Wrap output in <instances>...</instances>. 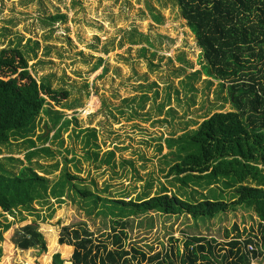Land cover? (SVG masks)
<instances>
[{"label": "rangeland", "instance_id": "374dc122", "mask_svg": "<svg viewBox=\"0 0 264 264\" xmlns=\"http://www.w3.org/2000/svg\"><path fill=\"white\" fill-rule=\"evenodd\" d=\"M11 47L25 53L38 82L68 90L69 97L61 107L44 105L33 127L0 143V174L30 167L48 185L46 197L29 206L0 210V264H51L57 251L67 260L73 230H86L99 249L113 247V215L100 213V205L69 184L61 197L49 194L66 172L75 176L72 183L106 198L128 201L166 189L183 199H232L233 188L222 182L183 186L168 174L176 147L167 139L195 130L215 112L234 110L226 88L202 73V51L178 0H0V50ZM55 116L61 117L56 126ZM232 207L212 218L154 211L125 217L127 264L141 261L132 248L148 257L170 250V238L179 248L189 235L225 244L224 231L233 224L256 229L252 209ZM32 223L45 249L17 247L23 226ZM258 249L263 255L250 264H264V248Z\"/></svg>", "mask_w": 264, "mask_h": 264}, {"label": "trees", "instance_id": "16d2710c", "mask_svg": "<svg viewBox=\"0 0 264 264\" xmlns=\"http://www.w3.org/2000/svg\"><path fill=\"white\" fill-rule=\"evenodd\" d=\"M178 4L201 48L202 73L226 88L234 110L215 112L195 130L167 139L169 148L176 147L171 152L176 162L169 167L168 174H174L183 186L207 187L222 182L224 188H233L234 196L227 201L214 194L211 198L200 194V199L191 200L169 195L165 189L151 197L126 201L94 194L72 183L75 176L66 172L60 187L53 186L49 194L61 197L65 185L69 184L83 200L100 205V213L113 215V247L101 245L99 249L86 230H82V235L73 230L68 240L73 245L70 257L64 260L57 251L52 255L51 264H127L130 251L124 249L123 240L127 238L124 228L128 220L124 218L150 211L188 214L199 219L212 218L237 205L252 209L259 221L255 230H241L233 224L224 231V238H228L225 244L214 238L189 235L182 248L176 239L170 238L175 244L170 250L148 257L132 248L133 257L139 255L146 264H174L175 261L250 264L251 258L244 253L241 240L264 248V0H178ZM32 73L25 53L18 47L0 50V143H8L11 136L33 127L44 105L61 107L69 97L68 90L53 89L48 82H38ZM60 118L55 116L54 126ZM67 122L64 120L61 126ZM90 136L95 137V132ZM112 157L113 153L109 152L106 162ZM247 180L253 184L245 183ZM47 187V179L30 167L12 175L4 171L0 174V210L10 212L17 206H29L34 200L46 197ZM37 228L34 223L23 226V233L16 239L19 249L39 245L45 249ZM60 241L64 239L61 237ZM261 250L254 251L252 256H259Z\"/></svg>", "mask_w": 264, "mask_h": 264}, {"label": "built area", "instance_id": "2783aa9c", "mask_svg": "<svg viewBox=\"0 0 264 264\" xmlns=\"http://www.w3.org/2000/svg\"><path fill=\"white\" fill-rule=\"evenodd\" d=\"M242 245V249L244 251V253H246L251 259H254L256 257H253L252 254L254 251H258V247H256L254 244L252 243H247L244 244V242L241 240Z\"/></svg>", "mask_w": 264, "mask_h": 264}]
</instances>
